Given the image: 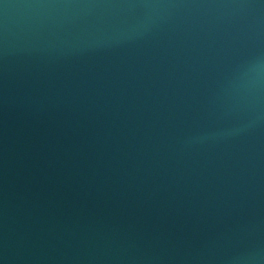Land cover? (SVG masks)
I'll return each mask as SVG.
<instances>
[{"label": "water", "instance_id": "obj_1", "mask_svg": "<svg viewBox=\"0 0 264 264\" xmlns=\"http://www.w3.org/2000/svg\"><path fill=\"white\" fill-rule=\"evenodd\" d=\"M0 264H264V0H0Z\"/></svg>", "mask_w": 264, "mask_h": 264}]
</instances>
